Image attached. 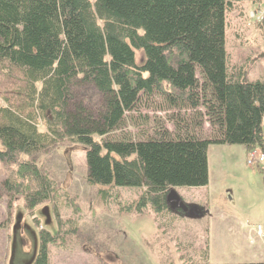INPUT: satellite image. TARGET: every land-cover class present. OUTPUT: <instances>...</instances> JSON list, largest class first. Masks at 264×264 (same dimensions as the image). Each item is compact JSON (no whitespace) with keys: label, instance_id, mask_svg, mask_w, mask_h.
<instances>
[{"label":"trees","instance_id":"16d2710c","mask_svg":"<svg viewBox=\"0 0 264 264\" xmlns=\"http://www.w3.org/2000/svg\"><path fill=\"white\" fill-rule=\"evenodd\" d=\"M245 2L264 11V0H0V192L9 210L20 199L37 229L30 264H51V248L78 233V219L59 214L61 189L33 159L60 143L84 148L86 181L101 200L107 189L135 190L122 212L150 216L157 233L177 219L171 190L208 184L210 145L264 156V77L249 78L259 59L225 47L226 16ZM253 26L264 29V19ZM152 96L190 110L191 132L111 138ZM204 121L208 139L197 134ZM47 203L53 232L34 216ZM206 234L197 247L174 245L170 264H210Z\"/></svg>","mask_w":264,"mask_h":264},{"label":"rangeland","instance_id":"374dc122","mask_svg":"<svg viewBox=\"0 0 264 264\" xmlns=\"http://www.w3.org/2000/svg\"><path fill=\"white\" fill-rule=\"evenodd\" d=\"M241 7L242 13L234 11L226 16L225 47L232 57L235 48H240L241 44L244 49H252L249 56L259 61L249 78L259 80L264 77V57L258 56L259 53L264 55V29L254 27V20L249 18L250 11L257 10L254 4L245 2ZM136 59L141 60L139 52ZM7 91L0 75V99ZM125 117L124 129L112 134L111 138L126 135L134 140L142 139L151 135L153 128L166 130L174 136L177 129L183 132L186 128L191 132L193 120L190 110L170 109L157 96L140 97L135 110ZM192 133L197 132L192 129ZM212 133L204 121L197 134L208 139ZM33 159L61 189V218L78 219L76 237L67 239L61 249L51 248V264L175 263L174 245L193 241L197 247L205 231L210 264L264 263V185L261 175L264 164L248 166L246 152L240 146L208 147V184L174 190L186 206L203 210L202 215L188 218L178 213L171 226L170 218L166 217L164 222L170 228L164 233L156 232L150 216L122 212L136 197L135 190L107 189L104 190L107 193L105 200L100 199V189L89 186L86 181L83 147L64 142ZM2 179L0 173V181ZM34 216L40 220L41 227L55 230L51 205L42 204L34 211ZM22 231L28 238L27 253L21 249ZM36 237L37 229L21 200L14 201L9 210L7 200L0 192V264H30L36 251Z\"/></svg>","mask_w":264,"mask_h":264},{"label":"water","instance_id":"95a60500","mask_svg":"<svg viewBox=\"0 0 264 264\" xmlns=\"http://www.w3.org/2000/svg\"><path fill=\"white\" fill-rule=\"evenodd\" d=\"M166 201L172 211L181 213L188 218H196L201 216L203 213V210L199 208L186 206L174 190H171L168 193Z\"/></svg>","mask_w":264,"mask_h":264},{"label":"built area","instance_id":"2783aa9c","mask_svg":"<svg viewBox=\"0 0 264 264\" xmlns=\"http://www.w3.org/2000/svg\"><path fill=\"white\" fill-rule=\"evenodd\" d=\"M251 18H256L257 22L263 21L264 18V13H258L257 15L250 14ZM264 162V156L260 154L258 151H252L249 153L248 158H247V164L248 166H252L255 163H263Z\"/></svg>","mask_w":264,"mask_h":264},{"label":"crops","instance_id":"0c3cea01","mask_svg":"<svg viewBox=\"0 0 264 264\" xmlns=\"http://www.w3.org/2000/svg\"><path fill=\"white\" fill-rule=\"evenodd\" d=\"M255 6V5H254ZM255 7H257V9H258V6H255ZM251 12V11H250ZM241 48H243V46H240V48H239V46H237L236 48H235V55L238 57V54H244V53H246V52H249V50L248 49H241ZM250 76V75H249ZM207 172H208V165H207Z\"/></svg>","mask_w":264,"mask_h":264},{"label":"bare ground","instance_id":"6f19581e","mask_svg":"<svg viewBox=\"0 0 264 264\" xmlns=\"http://www.w3.org/2000/svg\"><path fill=\"white\" fill-rule=\"evenodd\" d=\"M238 61V60H237Z\"/></svg>","mask_w":264,"mask_h":264}]
</instances>
